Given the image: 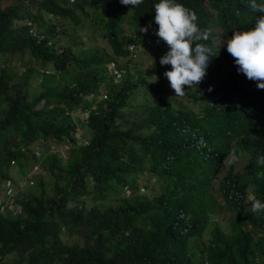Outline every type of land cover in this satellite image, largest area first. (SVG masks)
Segmentation results:
<instances>
[{
	"label": "trees",
	"instance_id": "16d2710c",
	"mask_svg": "<svg viewBox=\"0 0 264 264\" xmlns=\"http://www.w3.org/2000/svg\"><path fill=\"white\" fill-rule=\"evenodd\" d=\"M158 2L130 8L120 0H0V201L7 180L12 191V206L0 209V264H264V237H249L239 228L245 221H230L227 233L216 227L206 242L209 211L194 206L211 198L212 170L227 148L237 147L230 141L241 133L230 129L245 130L248 144L264 149V95L228 81L211 37L203 43L216 55L196 89L185 91L181 106L175 93L160 95L157 86L171 66L160 64L168 46L155 34ZM177 2L196 12L202 29L231 35L253 27L260 15L250 0ZM27 21L39 36L27 32ZM85 25L101 29L110 53L97 45L72 47ZM129 41L141 46V61L121 60L124 72L113 83L102 65L126 54ZM100 91L106 97L95 100ZM195 98L214 123L195 117L189 109ZM86 107L80 126L88 142L69 141L65 159L50 152L49 145L71 140V111L80 115ZM37 161L32 183L19 187ZM247 169L264 198V165L255 157ZM220 187L230 206L238 181ZM245 217L264 228V213Z\"/></svg>",
	"mask_w": 264,
	"mask_h": 264
},
{
	"label": "clouds",
	"instance_id": "9594fccd",
	"mask_svg": "<svg viewBox=\"0 0 264 264\" xmlns=\"http://www.w3.org/2000/svg\"><path fill=\"white\" fill-rule=\"evenodd\" d=\"M120 2L123 5L131 6L130 8H135L141 5L143 0H120ZM249 6L252 10L260 13L253 27L233 31L232 35L224 33L228 38L226 42L221 41V43V35L212 32L216 35L215 40L217 45L224 51V56L221 57L229 74L228 81H237L246 84L249 94L264 95V3L261 0L258 2L256 0H250ZM154 11V20L158 26L155 34L168 46L166 53L160 57V64L171 66L163 75L167 78L170 85L169 95L175 93L178 102L174 101V103H178L177 105L181 106L180 101L184 100L185 91L192 88L196 89L197 85L202 82L206 75L210 57L216 55H213L212 49L203 43V41L209 40L210 32L199 26V17L194 10L178 3L177 0H159L154 5ZM27 23L29 24L27 32L35 37L39 36V32L32 27L30 21H27ZM149 26L140 27L139 30L146 33ZM104 38L108 44V50H103L110 53L109 42L106 37ZM126 49V54L112 55V58L102 65L106 76L113 83H116L124 72V64L121 60L130 59L126 61L127 66H131V62H134L135 65L141 61V58H139L141 54L140 45L129 41L126 44ZM151 66H154L153 59L151 65L148 67ZM157 79L155 76V79L150 82H155ZM197 91L199 90L197 89ZM209 91H211V87ZM105 97V91H100L97 92L95 100L104 99ZM201 108L202 102L198 98L192 100L189 106V109L195 113L196 118L201 119L203 116H207L214 123L215 117L212 111L208 114H201ZM89 112L90 107L84 108L80 115L71 111L72 119L76 121L71 140L65 138L63 142L56 145H49V151L65 159L68 156V148L71 146V142L69 141H74V144L77 145L86 144L88 138L83 135L81 129H83L82 126L87 122ZM64 113H69V108H64ZM250 115V109L248 107L244 108L243 116L249 117ZM221 122H218V124ZM230 131L241 133L239 136H234L230 141L235 143L237 147L227 148V153L222 161L218 162L217 167L212 170L214 177L211 179V186L207 190L211 198H205L204 202L203 199H200L194 205L202 204L209 211L207 223L203 230V236L205 233L208 234L207 239L204 240L206 242L209 240L213 229L219 227L223 232L227 233L229 231V222L231 221L232 223L236 220L245 221L239 228L247 232L249 237L255 239L264 237L262 224L259 222L250 223L248 222L250 220L246 217L242 219L244 213H250L252 216H256L258 213H264V198L262 196L258 197L259 195L256 191L259 180L255 182L252 179L253 177L258 179V177L247 172L248 163L255 157H257V163L264 165V155H262L264 154V149L249 145L246 138L250 135L245 130H239L235 126ZM218 141H220L219 136H216L213 144L218 146ZM38 151L34 150V153L38 155ZM229 155L241 157L242 162L240 167H235L234 162L227 161ZM225 165L226 167H224ZM39 167V161L33 163L31 172L27 173V177L21 179L17 185L20 187L24 183H32V172L39 171ZM41 173H44V170H41ZM231 179L238 181L240 191L237 188H232L236 195L229 196L232 200L229 202L231 203L230 206H227L225 203L227 202V196L223 188L220 187V182L227 183ZM143 190L144 186L141 185L138 188V192H144ZM126 193L129 194V191L125 190L124 195H127ZM179 193H183V191L179 190ZM181 231H185V229L181 228ZM200 255L205 257L203 253ZM254 259L258 260L259 256L255 255Z\"/></svg>",
	"mask_w": 264,
	"mask_h": 264
},
{
	"label": "rangeland",
	"instance_id": "374dc122",
	"mask_svg": "<svg viewBox=\"0 0 264 264\" xmlns=\"http://www.w3.org/2000/svg\"><path fill=\"white\" fill-rule=\"evenodd\" d=\"M89 11H91V10H89ZM100 30H101L100 28L90 29V28H88V26L85 25L83 30L77 31V33H76V41H77V43L74 44L72 47L75 50H77L79 47H83V46H85V47L89 46L90 47V46H93V45H97V47L99 49L102 48V49L108 50V44L106 43L105 38L102 35L99 34V31ZM124 31H125V33L126 32H129L127 29H125ZM209 32H210V37L214 41V44H215V48L217 50V53L220 56H224V51L217 45V43L215 41L216 35L212 31H210V30H209ZM215 33H217L218 35H221V37H220V43H221V41L226 42V39L228 37L224 34V32H221L220 30H216ZM60 36L61 35L59 34L58 37H60ZM60 39L62 40V42H65L66 41L64 38H60ZM141 55H142V53L139 55V58L142 57ZM145 61H146V59L144 58V64H143L142 68H145ZM142 63H143V61H142ZM19 69H20V67H19ZM151 77H154V74L151 75ZM163 80L164 81H162L157 86V92H159L160 95L168 96L169 93H170V85H169V82L167 81V78L166 77ZM140 95H141V91L136 96V99L137 100L140 98ZM227 161H232V162L235 163V167H240L241 162H242V159H241L240 156L229 155L227 157ZM224 167H226V165ZM10 171H11L12 174H14V169L13 168H11ZM143 191H145V188H144ZM207 237H208V234L205 233L202 238H203V240H206ZM64 238H66V237H64ZM70 238L74 239L75 236H72Z\"/></svg>",
	"mask_w": 264,
	"mask_h": 264
},
{
	"label": "built area",
	"instance_id": "2783aa9c",
	"mask_svg": "<svg viewBox=\"0 0 264 264\" xmlns=\"http://www.w3.org/2000/svg\"><path fill=\"white\" fill-rule=\"evenodd\" d=\"M36 152V151H35ZM11 187H10V181L7 180L5 183V196L6 198L4 199V203L0 201V209L2 210L5 206L11 207L12 206V201H11Z\"/></svg>",
	"mask_w": 264,
	"mask_h": 264
}]
</instances>
